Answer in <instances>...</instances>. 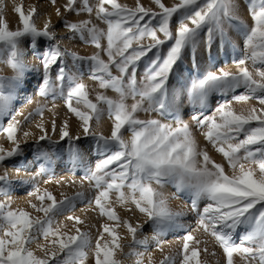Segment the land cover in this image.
Masks as SVG:
<instances>
[{
  "label": "snow or ice",
  "instance_id": "1",
  "mask_svg": "<svg viewBox=\"0 0 264 264\" xmlns=\"http://www.w3.org/2000/svg\"><path fill=\"white\" fill-rule=\"evenodd\" d=\"M51 4L55 6L56 0ZM14 11L18 22L12 28L0 0V54L13 72L0 75V121L7 120L0 123V134L6 133L11 144L9 148L0 144V166L22 156V145L31 140L38 170L30 177L29 195L37 202L29 201L31 211L13 208L11 174L7 168L0 173V264H90V257L91 264H122L118 253L135 256V264H143L144 253L137 248L147 249L148 237L138 238L145 224L154 230L152 239L161 251L163 235L184 233L181 249L165 255L160 264H202L199 254L207 252L208 243L204 236L222 249L224 264H234V254L241 255L245 264H264V0H248L251 23L238 0L170 4L151 0L148 5L141 0L132 5L120 0H65L55 7L67 33L63 38L51 16L42 26L38 23L41 14L36 5L26 10L17 4ZM68 14L77 19L69 20ZM62 39L90 45L94 51L81 54L64 46ZM214 48L217 53L230 52L233 67L200 72L198 53L211 54ZM29 52L38 65L27 62ZM186 60L192 65L189 71L197 74L187 93L178 94L170 87V78L182 71ZM85 70L99 89L115 96L104 91L93 95L83 82ZM33 79L36 95L53 107L57 99L64 101L67 114L59 127L55 119L50 128L41 119L35 124L39 132L27 131L18 119L23 113L14 109V103L27 93ZM215 94L220 102L209 114ZM25 100L33 102L27 96ZM251 100L256 103L233 106ZM46 110L47 104L38 105L24 119L31 123ZM105 115L112 122L109 135L97 133L93 126ZM72 117L83 137H91L103 155L94 165L85 160L82 137L70 125ZM194 130H199L205 146ZM207 145L224 162L213 159ZM65 153L70 171L83 170L80 186L87 181L93 189L91 199L77 191L72 196L61 193L57 200L37 182L44 175L51 179L54 160H62ZM16 171L19 174L20 169ZM168 186L175 189L172 199L183 195L190 201L188 212L197 218L195 227L184 223L188 212L170 206L164 191ZM113 197L133 216L138 212L142 222L122 220L112 206ZM78 201L94 205L106 218L95 241L83 227L84 219L65 215L75 212ZM60 216L71 224L61 223ZM120 225L131 236L129 252L120 243ZM242 227L247 230L240 236Z\"/></svg>",
  "mask_w": 264,
  "mask_h": 264
},
{
  "label": "rangeland",
  "instance_id": "2",
  "mask_svg": "<svg viewBox=\"0 0 264 264\" xmlns=\"http://www.w3.org/2000/svg\"><path fill=\"white\" fill-rule=\"evenodd\" d=\"M64 2L65 0H56V5L53 6L51 4V0H4V18L9 22L10 27L14 28L18 22V14H16L14 11V5L22 4L26 10L29 6L36 5L38 8V11L41 14V19L38 23L42 26L44 20L47 19L49 16H51L53 24L57 26L58 35L63 38L66 36L67 33H66V30L62 27L60 23V19L55 16V7L62 5ZM120 2H125V3H128L129 5H132L135 2V0H120ZM141 2L144 3L145 5H148L150 4L151 0H141ZM238 2L241 5V10L244 15V18L249 23H251V19L247 11L248 0H238ZM166 3H169V4L172 3V0H166ZM68 19L74 21L75 19H77V17L73 14H68ZM62 44L64 46L70 47L72 50H78L81 54H84V53L92 54V52L94 51V48L90 45H85L81 42H76V41H72L68 39H62ZM25 48L27 51V45H25ZM29 55H31V57L33 56L32 58L34 59L33 60L34 63H29L27 56H26L27 62L31 65H38L39 61L35 58V55L31 52H29ZM149 55H151V53H149ZM5 59H6V56L3 54H0V75L11 76L13 74L12 69L10 68V66H8L4 62ZM197 59L199 63L200 72H203L209 69L215 70V68H220V67H227V68L233 67V63H232L233 55L230 52L226 54L223 49H221L217 53L216 49L214 48L211 54L201 51L198 53ZM190 68H192V65L189 61L186 60L182 71L178 72L175 77L170 78V87L174 89L178 94L187 93L188 89L190 88L191 79L195 78L197 74L195 70L189 71ZM142 72H143V61L141 62V69L140 71H138V79L141 78ZM83 82L87 85L88 89L93 95L97 91H104L107 95L115 96V93L112 92L111 90L99 89L97 82L91 80L88 77L86 70L83 76ZM35 83L36 81L35 79H33L32 85L29 87V90L27 91V93L23 97H22V94H20L18 101L14 103V109L17 111H21L23 113V116L18 117V119L21 120L22 125L26 124L27 127L31 125L35 127V124L39 123L41 119H43V121L46 123V126H48L49 128H50L49 122L52 119H55L57 122V127H59L62 120L66 118V114H67V108H66L64 101L62 99H57L55 101L56 106L53 107L50 101L45 100L39 97L38 95H36ZM242 91L243 90H240V92ZM232 95L233 94L230 93L227 98L231 100ZM25 96L31 98L33 102L28 103L25 100ZM219 102H220L219 94H215L212 97H210L209 114ZM129 103H131V100H129ZM255 103L256 101L251 100L247 104L234 103L233 106L237 109H240V108L247 107L249 104H255ZM44 104H47L48 110L44 112L43 117L41 118L40 116H35L32 119L31 123H27L24 118L28 116V113L34 112V110L36 109L38 105H44ZM186 110H187V105H186ZM141 118L142 119L147 118V116L145 114H141ZM185 119L187 120L188 117L185 116ZM0 123L6 124L7 120L5 119L4 121H0ZM111 124H112L111 120L107 117V115H105L101 118V121L98 126H96L95 124L93 126L96 129L97 133H103L104 135H109L110 130H111ZM70 125L74 133H80L82 137L80 141V145L82 149L84 151H86L87 147H90L92 149L91 158L87 160L86 162L90 165H94L100 159H103V155H101L95 150L94 142L92 141L91 137H88V138L83 137V133L80 132V129H79V122L75 117H72V119L70 120ZM27 127H25L24 130L28 131ZM194 131H195L198 141L201 143V146H205L207 142L204 141L203 136L199 134V130H194ZM127 135L129 134H126V138H127ZM6 136H7L6 133L0 134V144H3L5 148H9L11 144L7 140ZM17 138L18 139L20 138L19 131L17 132ZM55 139L59 140V137L57 136ZM22 147H23V155L20 157L12 158L11 162H5L4 165L0 166V173H2L5 168H7V170L11 174V179L13 180V189L11 191V200H12L13 208H27L29 211H31V208L29 206V201H32V200L24 202V199H25V196L29 195V192L32 190L30 177L32 176L33 173H35L38 170V165L35 163V159H34L35 145L32 143V141L29 140L28 143L26 145H22ZM207 147L213 159H215L217 162H224L222 156L219 153H217L210 145H207ZM52 168H53V175L51 179L48 175H44V176L38 177L37 181L41 182L44 180H50V181L57 183V185L59 186L53 192L50 191L56 196L57 200L62 199L61 193H64L68 196L74 195L77 192L74 189H77V188H78V191L85 192L87 189H90L93 192V189L88 185L87 181L84 182V185H86V189L81 188L78 181H81V178L83 177V170L78 169L75 171V173L70 171L69 170L70 165H69L66 153L64 154L62 160L59 158L54 160ZM17 169H20L19 174H17V171H16ZM227 170L228 169L226 165V171ZM67 173H69V175L73 174L75 176L74 178L77 179V181L76 183H70L71 185L68 183L69 186L63 187L64 185L63 181L65 179V176L68 175ZM19 180H25V181H28V183H23V184L16 183ZM174 192H175V189L171 187V191H170L171 194L170 193L166 194L169 197V202H171L172 200L171 195H173ZM177 198L179 200L185 199L184 201H186L185 203L188 209L190 208V201L186 199L183 195L177 196ZM0 199H3V197H0ZM112 199H113L112 206L114 207L116 213L120 216V218L122 220H130L131 222H133V215L131 214V212L128 211L127 207L121 206L119 203H116L115 197H113ZM32 202H37V201H35L34 199ZM77 204H81V206L89 205L88 203H85L83 201H78ZM77 204H76L75 212L67 213L65 215L74 216L77 213L78 208L80 207V206L78 207ZM33 214L36 215V213H33ZM93 216H94V219L93 220L91 219V223L96 228L94 229L95 231L93 233V237L95 241V237L97 235V228H98V223L96 222V220L103 218L105 219V222H106V218L99 216L98 211H97V215L94 214ZM189 217L193 218L191 220L193 225L192 223L190 225L195 227L196 219H197L195 214L189 212ZM57 219L61 223H68V224L71 223V222L66 221L65 216H60ZM111 223H113V225L115 224V222H111ZM151 230H152L151 232H154L152 228ZM246 230L247 229L244 227L239 229L238 230L239 235L242 236ZM117 232L119 236L121 237L120 243L124 248V252L131 251L128 245L132 243V239L129 236L130 234L127 232V228L124 225H120V227L117 228ZM183 234H184L183 231H169L165 235H163L160 238L163 251H161L160 247L157 246L156 241L148 242L147 249H145L143 246L138 247L137 251L144 253L142 257L143 264H144L146 255L148 253L153 254L154 252V250H152L153 248H155L156 252L161 254V259L159 258L158 259L159 261L156 264H160V261L163 259L165 255L175 254L182 247L180 236H182ZM105 237L106 239H109L107 233H105ZM207 238H208L209 244L214 245V246L212 245V247L214 248V251L217 252V254H219L217 255L218 256L217 262H219L220 264H224L225 256L223 254L222 249H220L217 245L215 248V244L212 238L210 237H207ZM170 242H172L173 244L169 245ZM201 245L202 246H199V247L203 249L205 246L203 244ZM201 253L203 255L204 251H201ZM118 257L122 260V264H135V261L137 259V257L135 256L125 258L121 256L119 253H118ZM91 260H92V257H90V263H91ZM233 262L234 264H243V262L245 263V261L239 254H234Z\"/></svg>",
  "mask_w": 264,
  "mask_h": 264
},
{
  "label": "bare ground",
  "instance_id": "3",
  "mask_svg": "<svg viewBox=\"0 0 264 264\" xmlns=\"http://www.w3.org/2000/svg\"><path fill=\"white\" fill-rule=\"evenodd\" d=\"M33 57V56H32ZM31 57V55H27V59H28V62L29 63H34V59ZM185 85V84H184ZM22 94V97L26 94V93H21ZM27 127V126H26ZM28 131H33V132H39L38 129H36L33 125L31 126H28ZM57 137V136H56ZM54 137V139L56 138ZM9 146V145H8ZM27 153V152H26ZM85 153V160H89L91 158V155H92V149L90 147H87L86 151H84ZM26 155V154H25ZM68 175L65 176V179H64V185L63 187H67L69 186L68 183H72L74 180H75V183L77 181V179H75L74 175L71 174L69 175V173H67ZM46 181H49V180H44V181H37L39 184H40V187L41 189H47L48 191H54L59 185H57V183L53 182V181H50V182H46ZM79 182V185H80V181ZM71 185V184H70ZM82 189H86V185L83 186ZM76 191H78V188L77 189H74ZM165 194H169L170 191H171V186H168L165 188ZM85 196H87L88 198H92L93 196V192L92 190L90 189H87L85 192ZM171 194V193H170ZM172 196V195H171ZM29 200H34V198L30 195H27L25 196V199H24V202H27ZM185 200V199H184ZM184 200H179L177 197L175 199H172L171 202H169L170 206L173 207L174 209L176 210H185L186 212H188V207L186 205V201ZM77 206L79 207L78 208V211L77 213L74 215V216H80L82 219L85 220V225L83 226L84 228L90 230L92 233H94V229L95 226H93V224L91 223V219L93 220L94 219V214L97 215V211L94 210L95 206L94 205H86V206H81V204H77ZM99 215V214H98ZM100 218V217H99ZM193 218L192 217H189V212H188V215L186 216L185 220H184V223L186 225H190L192 223V220ZM143 220V217L137 213L135 216H133V222L134 223H137V222H142ZM67 221V220H66ZM67 222H70V221H67ZM96 222L98 223V228L97 229H101L102 228V224L105 222V219H97ZM71 224V223H70ZM193 225V223H192ZM91 226V227H89ZM102 230V229H101ZM151 227L148 225V224H145V227L143 229V236H141L139 233H138V238L140 239H143L144 237H148V242H153L155 240L152 239L153 235H154V232H151ZM151 232V233H150ZM171 234V233H170ZM130 236V235H129ZM128 236V237H129ZM131 237V236H130ZM203 239H206L208 241V238L207 236H204ZM161 240V239H160ZM176 242V241H175ZM213 243V242H211ZM173 243L170 242L169 245H172ZM175 244V243H174ZM215 244V243H214ZM168 245V246H169ZM204 245V244H203ZM213 245V244H212ZM212 245L209 244V241L207 243V248H208V252L206 253L204 251L203 255L200 251V254H199V259L201 260L202 264H220L219 262H217V258L219 254H217V252L214 251V248L212 247ZM202 246V245H200ZM205 246V245H204ZM214 246V245H213ZM34 247V245H33ZM35 248V247H34ZM215 248H216V245H215ZM219 249V248H218ZM152 250H154L153 254L152 253H148L146 255V258H145V261H144V264H156L158 263V259L160 258L161 259V254L156 252L155 251V248H153ZM219 252V251H218ZM206 254V256H205ZM201 257V258H200ZM91 264V263H90ZM243 264H245L243 262Z\"/></svg>",
  "mask_w": 264,
  "mask_h": 264
}]
</instances>
